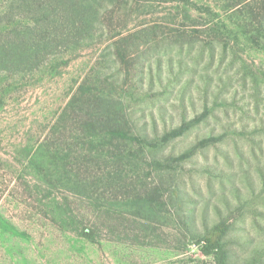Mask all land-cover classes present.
<instances>
[{
	"label": "rangeland",
	"instance_id": "obj_1",
	"mask_svg": "<svg viewBox=\"0 0 264 264\" xmlns=\"http://www.w3.org/2000/svg\"><path fill=\"white\" fill-rule=\"evenodd\" d=\"M91 1L21 67L36 15L0 0V264H216L195 242L224 221L231 264H264V0ZM80 87L147 141L91 142Z\"/></svg>",
	"mask_w": 264,
	"mask_h": 264
},
{
	"label": "trees",
	"instance_id": "obj_2",
	"mask_svg": "<svg viewBox=\"0 0 264 264\" xmlns=\"http://www.w3.org/2000/svg\"><path fill=\"white\" fill-rule=\"evenodd\" d=\"M17 4L20 10L36 15L34 27L17 28L14 31L16 41H11L8 46L6 56L10 57L7 63L21 67H31L39 63L59 46L69 43L73 46L79 45L90 34V27L96 15V7L91 0H17ZM59 9L69 24L54 18ZM70 24L73 26H71L73 31L66 32L65 26L68 27ZM79 91L81 93L79 101L84 105L81 109L84 110L86 119L83 123V131L86 137L92 139L91 142L103 143L105 140L117 138L139 143L147 141V136L131 134L128 120L125 115H121V110H117L115 103L109 97L102 94L86 95L83 87H80ZM73 101L74 98L65 112L74 105ZM229 227L225 221L219 222L195 242L200 252L212 257L216 264H231L226 239L230 231Z\"/></svg>",
	"mask_w": 264,
	"mask_h": 264
}]
</instances>
